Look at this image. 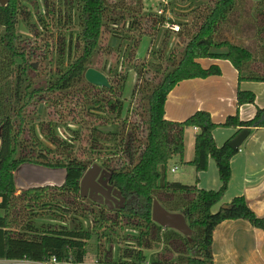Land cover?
Returning a JSON list of instances; mask_svg holds the SVG:
<instances>
[{
	"label": "trees",
	"instance_id": "obj_1",
	"mask_svg": "<svg viewBox=\"0 0 264 264\" xmlns=\"http://www.w3.org/2000/svg\"><path fill=\"white\" fill-rule=\"evenodd\" d=\"M209 1V10L194 32L169 30L165 25L173 21L166 13L146 10L143 0H43V10L35 11L30 8L32 0H8L0 5V264L17 259L48 262L51 258L59 264H80L89 258L97 264H213L212 233L222 221L243 219L264 233V217L257 216L242 195L233 197L227 208L212 210L227 189L230 160L240 149L228 145L232 138L217 146L212 132L217 127L233 128L235 134L247 129L250 136L264 128V107H256L249 120L240 119L238 114L242 104H254V93L238 88L237 110L220 124L203 110L182 121L164 118L166 96L179 82L220 75L218 64L203 67L200 59L229 61L238 72V82H264V0H258L255 13L250 14L251 31L257 39L255 51L218 35L220 27L229 22L234 0ZM173 14L178 17L182 13ZM21 25L28 34L20 30ZM170 33L179 38L177 45L182 40L183 51L175 62L174 48L170 50L163 66L162 53ZM53 36L56 70L50 68L42 84V65L50 62ZM144 36L150 44L146 56L139 58L137 49ZM160 36V44L153 47ZM111 52L113 61L98 68L110 86L99 87L84 80L97 56ZM132 69L135 82L122 113L123 90ZM72 101L81 113L95 117L96 123L89 129L93 160H79L72 152V143L58 134L61 126L56 120L50 117L44 121L39 114L40 105L51 113ZM67 110L71 120L78 122L74 107ZM63 127L75 135L67 124ZM188 128L197 129L194 153L190 161L183 162ZM75 138L78 136H71ZM173 157L176 165H190L195 174L206 171L212 159L220 187L200 189L197 176L193 183H184L179 176L170 179L168 168ZM94 160L112 172V185L125 197L123 209L109 210L89 199L101 207L92 212V207L85 209L80 204L88 198L80 197L79 181ZM24 163L63 169L64 180L60 185L17 193L14 171ZM154 199L166 210L184 215L192 232L189 237L151 220ZM51 205L58 212H72L74 222L70 226L62 219L36 222L32 209L44 211ZM57 210L51 208L53 213ZM24 212L32 215L22 219ZM76 213L91 215V226L75 221ZM123 219L125 245L117 241L114 246L113 233L106 231L105 225L122 229ZM133 230L137 233L131 234ZM161 244L172 246L177 256L168 261L147 254Z\"/></svg>",
	"mask_w": 264,
	"mask_h": 264
},
{
	"label": "crops",
	"instance_id": "obj_2",
	"mask_svg": "<svg viewBox=\"0 0 264 264\" xmlns=\"http://www.w3.org/2000/svg\"><path fill=\"white\" fill-rule=\"evenodd\" d=\"M138 57V56H137ZM203 67L216 63L220 75L206 78H193L179 82L166 96L164 118L182 121L195 111H207L214 123H223L228 115L235 114L236 92L251 91L255 95L254 104H242L238 107L240 119H251L256 107H264V82H238V72L227 60L200 59ZM135 80V78H134ZM196 128H188L184 135L183 162L192 159ZM236 130L217 127L212 135L217 146L233 138ZM177 158L169 162L168 172H182L179 179L184 183H193L197 176V187L204 190H217L220 179L215 162L208 161L206 171L194 173L190 165H176ZM231 176L220 201L213 206L217 211L228 204L235 196H244L249 207L259 217H264V128L255 130L240 146L230 160ZM213 264H264V233L243 219L224 220L212 233ZM11 264H49L24 259L9 261ZM80 264H97L92 258Z\"/></svg>",
	"mask_w": 264,
	"mask_h": 264
},
{
	"label": "rangeland",
	"instance_id": "obj_3",
	"mask_svg": "<svg viewBox=\"0 0 264 264\" xmlns=\"http://www.w3.org/2000/svg\"><path fill=\"white\" fill-rule=\"evenodd\" d=\"M51 1L53 0H49V2ZM32 3L34 6V7L33 6L30 7L32 11H35L38 9L43 10L44 8L43 0H32ZM143 5L146 10H153V11H157V9L162 7L165 10L164 13H166V16L169 17L173 21V23H176L180 26L179 31L183 29H189L194 32L203 17L202 15L208 12L209 6L211 4L209 0H143ZM257 5H258V0H234V6L230 12L232 14L230 15L229 22L224 23L220 27V30L218 33L219 37L221 35L223 36V38H227L228 40H230L231 42L235 44H240L242 46L248 47L250 49H253V51H255L256 50L255 48L257 46V39H255V35L253 36V33L251 31L250 14L255 13V9ZM173 13H179V14L182 13V14L177 17ZM183 14H185L186 16H183ZM38 28H40V26H38ZM20 30L23 33L28 34V31L23 25L20 26ZM77 30L78 28L75 27L74 31H77ZM52 31L53 33H56L57 29L53 27ZM170 34H171L170 42L167 44V46H165L164 51L162 53L163 54V59H162L163 66L167 65L165 63L166 62L165 60L170 50L174 48L173 52L175 53V62L179 59L183 51L182 40H180L181 44L177 45L179 38L177 37L175 33H170ZM219 37L217 36V38ZM160 39H161V36L157 39L156 42L153 43V47L157 48V46L160 44V41H161ZM54 41H55V36H53V38L50 40V43L52 45V51L49 56L50 62H43V65H42V72H43L41 75L42 84L45 83L48 77L47 71L50 68L52 69V71L56 70L55 65L57 63V59H56V53H55L56 45ZM40 43H41V40H40ZM114 43H115V40H113V44ZM149 44H150L149 37L148 36L142 37V40L137 49V56L139 58H144L146 56L148 48H149ZM113 56H114L113 52H111L110 55L105 54V55L97 56L96 58L97 61L95 62V64L90 65L88 68L92 67L98 70V68L102 66L103 62L107 61L108 64H110L113 61V58H114ZM148 59L154 60V58L151 55H148ZM104 75L106 76L105 73ZM135 77H136L135 71L133 69L129 70L127 74L124 90H123V111L122 113L126 112V107L128 106V103H129L130 95H131L133 85L135 82L134 80ZM83 78L85 80L84 76ZM74 103L75 101L67 102L66 104L63 105L66 108L56 107L54 108V112H51V113L48 112V110H45V112L48 115L44 112V108L42 105L39 106L38 111H39V114L42 120L44 121L48 120L50 117L56 120L59 126H61L57 130L58 134L62 138L68 139V141L72 143V147H73L72 152L79 160H86V159L90 160L91 158L93 160L94 159L93 157L95 156L90 151V148H89L90 147L89 129L96 123L95 117L90 114L81 113L78 107H76ZM72 107H74L75 111L77 112L75 119L78 122H75V120L72 121L71 116H68L67 114V111H68L67 109H70ZM134 119H136L135 116H134ZM65 124H67L68 128L76 131V133H74L75 135L72 134L73 132L63 127ZM76 135L78 136V138H75L74 140H72L71 136L73 137ZM40 139L46 145H48V143L46 142L45 138H43V136L40 135ZM92 163H96L100 165V163L96 160H94ZM22 172H24L23 174L24 177L20 175L19 177H17L20 184L24 182H31L33 184L35 183L36 184L38 183L61 184L63 182V177H64L63 169H55V170L45 169V171L42 172L39 170H33L32 167H28V168H24ZM181 173L182 172H179V171L176 173L168 172V176L170 179H175V178H178V176L181 175ZM19 192L20 191H17V193ZM55 196H56V192H54V197ZM69 200L73 202L72 199H69ZM53 201L55 202V200ZM80 204H82L83 207H86L85 209L92 207V210H91L92 212L93 211L96 212L97 209L101 208L100 206L92 205L89 199H86L80 202ZM49 207H46L44 211L43 209H39L38 207H35L34 209H32V211L34 212L33 218L36 220V222L39 223L41 220H45V221L54 220L58 222L59 220L62 219L63 222L66 223L67 226H70L71 223L74 222L73 220L74 215L72 212H68V211L58 212L55 206L51 205ZM51 208L54 209V211L57 210V212L60 214L53 213L51 211ZM26 213L27 212H24V214L21 216L22 219H25L26 217L32 215V214L27 215ZM76 215L77 216L75 217L77 219L75 221L77 220L81 221L84 227L89 228L91 226V221L93 220L91 215L87 216V214H83L82 216H80L77 213ZM122 222H123L122 226L124 227L122 229H119V227L117 226L116 227L112 226L111 223H108L105 225L108 228V229L105 228L106 231L108 230V232L111 231L113 233L112 241L114 242V246H115V242L117 241H120V244H119L120 246L125 245L122 241V238L125 237L127 233V230L125 229L126 226H124L126 223V220L123 219ZM136 233L137 231L135 230L131 231V234H136ZM102 241L104 242V244L107 245V242H105V239L102 238ZM172 249H173L172 246H169V248L167 247L164 248V246L161 244L158 247H154V249L147 252V254L148 255L150 254L151 258H154V259L166 258L168 261H170L177 256V254L173 252Z\"/></svg>",
	"mask_w": 264,
	"mask_h": 264
},
{
	"label": "water",
	"instance_id": "obj_4",
	"mask_svg": "<svg viewBox=\"0 0 264 264\" xmlns=\"http://www.w3.org/2000/svg\"><path fill=\"white\" fill-rule=\"evenodd\" d=\"M7 1L8 0H0V5H5ZM84 77H85V80L92 85H96L99 87H109L110 86L108 79L104 75V73H102L101 71L95 68H92V67L88 68L84 73ZM248 134H249L248 130L243 129L228 142V145L232 149H235V150L239 149V147L248 137ZM28 167H32L33 170H39L42 172H44L45 169H48V168H44L41 166L27 164V163L21 164L14 171V182H15L16 190L22 191V190H26L29 188L60 185V184H55V183L53 184L52 183L33 184L31 182H24L20 184L17 177H19V175L23 176L24 172H22V170ZM48 170H53V169H48ZM63 172L65 176V171L63 170ZM111 178H112V172L102 168L100 165L96 163H93L84 172L82 178L79 181L80 197L88 198L95 203L105 205L109 210H112L114 208L123 209L125 207V197L119 189L115 188L112 185ZM63 180H64V177H63ZM246 203L248 205L247 200H246ZM227 207H228L227 204L222 205L223 209ZM151 220L157 223L158 225H160L164 229L167 228V229L176 230L182 235L187 236V237H189L192 233L182 213L170 212L166 210L156 199L153 200L152 206H151Z\"/></svg>",
	"mask_w": 264,
	"mask_h": 264
},
{
	"label": "built area",
	"instance_id": "obj_5",
	"mask_svg": "<svg viewBox=\"0 0 264 264\" xmlns=\"http://www.w3.org/2000/svg\"><path fill=\"white\" fill-rule=\"evenodd\" d=\"M158 14H162L163 12V8L160 7L159 9H157L156 11ZM166 28H168L169 30L173 31V32H178L179 31V25L176 23H166L165 25ZM49 264H59L58 261H56L55 258H51L50 261H48ZM79 264V263H78Z\"/></svg>",
	"mask_w": 264,
	"mask_h": 264
}]
</instances>
